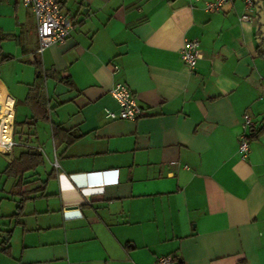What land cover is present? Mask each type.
<instances>
[{
    "label": "crops",
    "instance_id": "0c3cea01",
    "mask_svg": "<svg viewBox=\"0 0 264 264\" xmlns=\"http://www.w3.org/2000/svg\"><path fill=\"white\" fill-rule=\"evenodd\" d=\"M59 1L73 23L62 44L38 52L35 16L20 0L23 16L16 9L12 28L0 24L10 141L13 122L32 116L31 85H43L48 110L31 143L44 175L41 166L25 175L20 209L15 179L1 172L25 146L0 149V188L13 202L0 209V264H154L165 255L173 264H264V130L247 158L238 151L245 115L264 129V0L248 21L243 0L218 12L190 0ZM191 39L193 69L179 55ZM118 81L142 108L135 121L105 117L118 110ZM52 125L80 137L54 140ZM107 170L115 182L86 187L87 173Z\"/></svg>",
    "mask_w": 264,
    "mask_h": 264
},
{
    "label": "built area",
    "instance_id": "2783aa9c",
    "mask_svg": "<svg viewBox=\"0 0 264 264\" xmlns=\"http://www.w3.org/2000/svg\"><path fill=\"white\" fill-rule=\"evenodd\" d=\"M22 5L30 8L35 16L36 31L38 37V52H41L44 48L62 44L68 38L73 23L64 13L59 0H20ZM233 0H190L192 5L201 4V7L208 12H218L224 7L230 5ZM254 0H243L244 12L240 19L242 21H248L250 15L247 11L253 5ZM199 42L197 39L186 40L183 46L179 50L181 61L189 68L193 69L197 60L200 58V51L198 49ZM113 73L118 70L116 65H113ZM110 95L115 100L118 110L112 111L105 109V117L108 119H122L128 121H135L142 114V108L138 104L134 95L124 82H115L110 90ZM244 132L239 137L238 151L243 159L247 158L249 152V142L246 139V131L249 127L253 126V121L245 115L243 117ZM14 145L13 141H10L6 148H10ZM53 168L57 169L59 164L54 157L51 162ZM107 171L89 172L86 174V187L97 186L102 182H115L116 179L107 180L109 175ZM105 177V179H104ZM174 261L172 255H165L159 257L154 264H172Z\"/></svg>",
    "mask_w": 264,
    "mask_h": 264
},
{
    "label": "trees",
    "instance_id": "16d2710c",
    "mask_svg": "<svg viewBox=\"0 0 264 264\" xmlns=\"http://www.w3.org/2000/svg\"><path fill=\"white\" fill-rule=\"evenodd\" d=\"M6 58L8 57H4L3 59ZM34 64L36 65L37 72L40 76L41 70L39 69V63L36 61ZM24 101L30 106L32 110V116L30 118L24 119L21 122H13L12 141L14 142V144H17L19 146L24 145L25 147L17 156H15L7 164V166L1 172L7 178L15 179L14 188L20 189L19 191H21L22 186L25 184V175L28 172H34L39 166L43 165L45 162V157L43 153L39 150L40 146H34V144L31 143L34 141L33 137L35 138L36 136V122L39 120L48 119V110L46 107L44 87L41 83L33 84L30 86ZM261 130L264 129H260L258 131L255 130V128L252 126L247 129L246 139L248 140L249 144L252 140L258 137V134ZM52 136L54 140H57L59 137H62V141H65L66 143H71L72 141L80 137L77 135H73L68 131H64L59 125H52ZM44 185L45 182H42L41 185L32 189L31 191H41V188L43 189ZM19 196H21V199L19 201L18 209L21 208V203L25 201L24 192L21 191L19 193ZM4 250H7V247L4 248ZM173 259L174 263L177 258L173 257Z\"/></svg>",
    "mask_w": 264,
    "mask_h": 264
},
{
    "label": "rangeland",
    "instance_id": "374dc122",
    "mask_svg": "<svg viewBox=\"0 0 264 264\" xmlns=\"http://www.w3.org/2000/svg\"><path fill=\"white\" fill-rule=\"evenodd\" d=\"M14 1L15 0H0V24H4L5 26H8L10 28H12L14 23H15V11H16V9L19 10L20 15H22V16L24 14L22 9L25 10V8H23V6L19 2H18V4L15 5ZM8 41L10 43V41H14V40H13V38H11V40H8ZM19 114L20 113H19V107H18L17 119L20 117ZM38 124H39V127H38V129H39V140H40V142L43 143V148H44L45 152L47 154H50V151H49L50 142H49L48 136H47V134L45 135V131H44L45 129L40 130L41 126L46 127L47 122L42 121L41 123H38ZM46 133H47V130H46ZM3 160H4V158H3ZM3 163H4V161L1 160L0 161V170L4 167ZM46 167L48 170L49 167L48 166H46ZM39 171L43 172V175H44V167L43 166L39 167ZM8 187L9 186L6 185L2 189L0 188V202H1V205H0L1 208L0 209L2 211L6 210L8 207L11 208L13 206L12 201L5 199V194H7L6 192L8 191ZM6 205H8V207Z\"/></svg>",
    "mask_w": 264,
    "mask_h": 264
},
{
    "label": "bare ground",
    "instance_id": "6f19581e",
    "mask_svg": "<svg viewBox=\"0 0 264 264\" xmlns=\"http://www.w3.org/2000/svg\"><path fill=\"white\" fill-rule=\"evenodd\" d=\"M0 149H4L10 142L11 114L6 109L0 110Z\"/></svg>",
    "mask_w": 264,
    "mask_h": 264
},
{
    "label": "water",
    "instance_id": "95a60500",
    "mask_svg": "<svg viewBox=\"0 0 264 264\" xmlns=\"http://www.w3.org/2000/svg\"><path fill=\"white\" fill-rule=\"evenodd\" d=\"M2 109V106H1V104H0V110Z\"/></svg>",
    "mask_w": 264,
    "mask_h": 264
}]
</instances>
